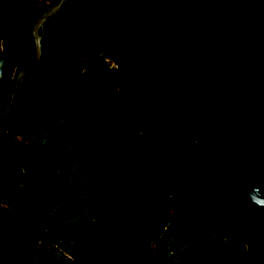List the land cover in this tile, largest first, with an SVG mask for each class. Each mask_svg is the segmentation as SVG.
I'll return each instance as SVG.
<instances>
[{
	"label": "trees",
	"instance_id": "obj_1",
	"mask_svg": "<svg viewBox=\"0 0 264 264\" xmlns=\"http://www.w3.org/2000/svg\"><path fill=\"white\" fill-rule=\"evenodd\" d=\"M6 2L7 0H0V26ZM20 2L21 0H16L17 4ZM59 2L60 0H23L26 5L23 15L30 16L24 23L19 38L32 39V54L28 60L34 54L30 23ZM124 2L125 0H71L67 3L47 22H54L48 33L45 29L47 24L44 27L43 47L50 56L43 57L39 67L59 68L56 62L67 57L65 48H69V54L76 57L73 65L81 64L83 56L80 53L79 23L83 11L90 16L93 12L90 9L84 10V7L92 6L102 16L106 15L108 8L115 7L112 19L118 27ZM177 3L182 8L179 13L169 14L171 18L168 21L181 19L180 22L195 23L204 30L214 32L219 59L200 81L197 95L190 94L191 91L186 86L181 87L174 100L162 93L155 94L166 100L158 112L161 113L162 123L166 125L170 136L168 145H177L189 153L193 150L191 139L186 133L189 132L188 120L194 105L199 109V118L194 121L203 124L199 129L210 126L221 130L223 134L226 132L231 138L233 149L235 142L244 145L238 154L241 161H251L258 156L261 158L258 165L264 167V0H177ZM126 21L129 22L127 15ZM17 50L12 47L8 52L0 51V106L10 102L16 77L24 66H18L20 61L16 57ZM80 73L81 71L61 74L63 77L58 80L56 78L59 75H56L46 80L42 117L33 129L15 131L0 123V264H55L52 252L65 238L64 235L71 226L67 221L79 203L75 204L72 200L79 196L83 188L91 185L87 178L73 181L70 167L58 173L75 155L74 151H68L54 159L57 149L61 153L58 138L63 140L68 149V145L73 143L79 147L86 143L97 147L98 138L101 137L99 130H94L92 122L88 127L84 125L81 109L84 90ZM37 77L33 73L26 78L19 101L7 118L18 124L29 121L34 107ZM112 81L115 87L117 79L113 77ZM97 83L98 79L89 93V102L92 104L96 99ZM58 102L60 109L56 105ZM169 102L173 106L186 102L190 105L176 110L169 106ZM75 104L79 106L76 122L79 131L73 134L67 130L68 117L65 111L68 106ZM133 125L132 120H120L118 124L121 131L117 143L119 167L117 171L112 167L115 171L113 218L107 243L102 248L101 258L95 264H163L166 257L169 242L165 238L170 237L171 233L159 221L155 203L140 218L133 216L140 206L154 198L155 192L154 189L144 187V180L148 172L154 169V164L151 163L152 159L146 164L137 160L136 138L132 141V136L136 137L137 134H132ZM103 129L104 135L109 129L106 126ZM111 140L106 139L107 142ZM18 154L22 155L21 162L15 160ZM166 160L162 159V167H159L162 169L161 180L164 182L168 178L167 174H170L164 171ZM35 164L37 165L34 166ZM191 165L195 171H199L195 173H201L199 177H202L203 164L191 162ZM56 174L59 175L47 184L48 178ZM19 179L22 181L23 193ZM22 204H26L25 213L21 214L18 209L10 214L12 223L17 225L18 241L15 243L9 238L8 243L12 244H7V233L1 228V206L20 207ZM117 238L120 240L117 241ZM152 244H155L154 248ZM203 250L204 253L195 256L192 264H245L248 249L239 245V242L230 240L217 252L206 248ZM195 252L197 249H190L180 264H191L190 258Z\"/></svg>",
	"mask_w": 264,
	"mask_h": 264
},
{
	"label": "flooded vegetation",
	"instance_id": "obj_2",
	"mask_svg": "<svg viewBox=\"0 0 264 264\" xmlns=\"http://www.w3.org/2000/svg\"><path fill=\"white\" fill-rule=\"evenodd\" d=\"M127 1L129 0H125ZM181 8L177 0H159L155 5L143 3L129 5L125 9L129 22L126 21L124 28L125 47L121 52L120 23L116 27L112 19L115 7L108 8L105 16L97 14L92 6L84 7V10L90 9L93 12L90 16L83 11L79 23L80 53L83 56L81 63L98 58L93 64L84 67L80 73L84 90L81 108L84 125L88 127L92 122L94 130H99V136H103L104 126L109 129L116 120L123 122L132 120L134 122L132 134H137L136 137L132 136V141L136 138L137 143L136 158L142 137L152 141L157 147L153 152L149 150L151 152L149 159L139 162L146 164L159 154L163 160L169 159L166 160L164 171L170 174H167L165 182L161 180L155 195L159 217L168 214L169 211H172L175 217L206 216L210 226L206 249L217 252L230 240L234 243L239 242V245L248 249L245 264H264L263 257L250 252L253 237L258 233L257 230L264 226V208L233 196L219 184L215 171L211 169L212 158L208 157L201 147H195L193 140L195 135L205 132L208 128L219 132L233 157L240 164L245 163L241 166L264 198V167L258 165L261 158L257 156L251 161H241L238 154L243 144L235 142L233 149L231 138L226 132L223 134L221 130L210 126L199 129L203 124L194 121L199 118V109L194 105L188 120L189 132L186 133L191 139L192 153L184 151L177 145L173 147L168 145L170 136L166 131V125L162 123L161 113L158 112L166 100L155 94L162 93L174 100L181 87L186 86L189 87L190 94L197 95L200 81L214 64L213 62L201 80L190 82L181 78L183 72L192 64L193 53L184 43L183 36L176 34L174 29L176 25L195 24L180 22L181 19L168 21L171 18L169 14L179 13ZM216 55L219 59L218 49ZM112 76L117 79L115 87ZM96 79L98 95L96 94L95 103L92 104L89 102V93ZM168 104L173 106L172 102ZM189 105L190 103L186 102L173 107L177 110ZM117 127L119 137L121 131L118 125ZM179 131L180 134H184L181 129ZM112 142L113 140L106 141V145L111 146ZM191 162L203 164L202 177H199L201 173H195L199 171L193 169ZM159 167H162L160 162Z\"/></svg>",
	"mask_w": 264,
	"mask_h": 264
},
{
	"label": "rangeland",
	"instance_id": "obj_3",
	"mask_svg": "<svg viewBox=\"0 0 264 264\" xmlns=\"http://www.w3.org/2000/svg\"><path fill=\"white\" fill-rule=\"evenodd\" d=\"M25 9L26 5L23 3V0L18 4L16 0H7L6 5H4L2 25L0 26V51L8 52L12 47H16L18 49L16 57L20 61L18 66L24 65V62L32 54V39L19 38V33L30 16V14L23 15ZM53 23L47 24L45 28L47 33ZM68 50L69 48H65L67 57L56 62L59 68L74 66L76 57L70 55ZM44 53H47L46 50H44ZM57 75H59L56 78L57 80L63 77L61 74ZM59 104L60 102L56 104L57 107H59ZM65 113L68 117L67 130L75 134L79 131L76 128L79 106L77 104L68 106V110ZM119 122L114 123L113 128L98 138L97 147L90 143L79 147L73 143L68 145L67 149L63 140L58 138L57 144L60 146L61 153H59L58 149L56 150L54 155L55 160L68 151L75 152V155L58 173L60 174L67 167H70L72 169L73 181L87 178L91 185L83 188L79 196L72 200L75 204L79 203L70 220L67 221V223H71V226L64 235L65 238L61 240L58 248L52 252L55 257V264H95L99 260L98 258H101L102 248L107 243V235L113 218L112 191L114 187V172L119 167L118 147L116 143L119 134L117 127ZM108 138L113 140L111 146L106 145V139ZM21 158L22 155L18 154L15 159L16 162H21ZM161 160L162 156L160 154L152 158L151 163L154 164V169L148 172L144 180L145 188L155 190L154 198L149 203L140 206L133 213L135 218H140L155 203V195L157 194L156 192L160 186L163 174L162 169L158 168V162L161 163ZM112 167L115 171H113ZM158 170L159 172H157ZM59 174L49 177L47 184ZM36 181L38 184V178ZM18 182L23 193L22 181L19 179ZM18 209H20L21 214L25 213L26 204H22L20 207L18 205L1 206V228L4 233H7V244H12L8 243L9 238L15 243L18 241L17 225H14L10 218V214L18 211ZM158 219L164 223L166 228H169L168 233H171L170 237L166 236L165 238L170 245L168 244L166 248L167 252L163 264H180L181 259L193 247L197 248V252L190 258L192 262L189 261V263L191 262L192 264L195 256L199 255V253L200 255L204 253L203 248H206L210 234V226L206 216L175 217L172 211H169L168 214L160 215ZM120 239L117 238L116 240L119 241ZM154 247L155 244H152V248Z\"/></svg>",
	"mask_w": 264,
	"mask_h": 264
},
{
	"label": "water",
	"instance_id": "obj_4",
	"mask_svg": "<svg viewBox=\"0 0 264 264\" xmlns=\"http://www.w3.org/2000/svg\"><path fill=\"white\" fill-rule=\"evenodd\" d=\"M70 1L71 0H60L59 3L51 6L42 16L34 19L29 25V32L34 41V54L30 60L24 64L16 77V85L10 102L7 105L0 106V123L7 125L12 130L29 131L39 123L42 117L44 85L48 78L57 74L80 72L84 67L93 64L98 59L95 58L73 67H60L54 69H41L39 67L42 58L50 56L44 53V27L47 22L54 18ZM158 1L159 0L151 2L143 0H129L124 3L123 10L120 15V30L122 36L121 52L124 51L125 47V9L132 3L155 5ZM174 32L183 36L184 43L191 48L193 53L192 64L183 72L181 78L190 82L201 80L207 73L208 68L218 59L216 55L218 46L215 40V34L209 30H202L199 25L195 24L176 25ZM33 73H36L38 76L34 93V107L30 114L29 121L25 124H18L7 118V115L17 105L26 78ZM193 145L195 147H201L203 152L208 157L212 158L213 162L211 169L215 171V177L219 184L230 191L233 196L239 197L243 201L250 204L264 208V198L262 194L254 187L253 180L247 177V173L239 161L233 157L231 150L227 148L219 132L214 131L212 128H208L205 132L195 135ZM156 148L157 147L152 141L142 137L137 153L138 161L145 162L150 158L151 152H153ZM257 232L258 233L253 237V244L250 245V252L255 255H259L264 259V226L259 228Z\"/></svg>",
	"mask_w": 264,
	"mask_h": 264
}]
</instances>
